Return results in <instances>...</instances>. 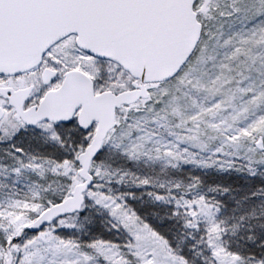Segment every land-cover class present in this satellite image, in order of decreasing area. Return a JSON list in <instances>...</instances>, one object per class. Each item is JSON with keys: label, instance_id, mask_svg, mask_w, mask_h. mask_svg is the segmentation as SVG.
Segmentation results:
<instances>
[{"label": "snow or ice", "instance_id": "obj_1", "mask_svg": "<svg viewBox=\"0 0 264 264\" xmlns=\"http://www.w3.org/2000/svg\"><path fill=\"white\" fill-rule=\"evenodd\" d=\"M0 264H264V0H0Z\"/></svg>", "mask_w": 264, "mask_h": 264}]
</instances>
